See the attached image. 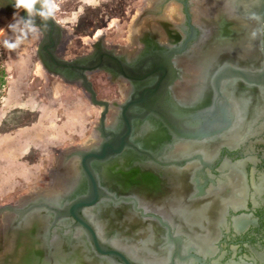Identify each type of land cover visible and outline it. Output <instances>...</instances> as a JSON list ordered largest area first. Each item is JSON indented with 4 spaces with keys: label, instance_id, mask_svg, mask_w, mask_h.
<instances>
[{
    "label": "flooded vegetation",
    "instance_id": "flooded-vegetation-1",
    "mask_svg": "<svg viewBox=\"0 0 264 264\" xmlns=\"http://www.w3.org/2000/svg\"><path fill=\"white\" fill-rule=\"evenodd\" d=\"M196 1L160 0L155 4L156 1L151 0L150 6L136 19L133 33L128 31L127 26L122 31L123 36L118 39L119 42L111 37L98 38L89 48L64 47V28L59 22L53 16L42 19L33 15V23L41 26V29L36 28L39 36L37 56L45 65L42 66L43 69L65 85H75L84 91L81 82L74 81L80 71L55 68L47 58L48 53H54L62 63L94 68L84 74L96 100L108 104L105 129L103 132L99 131V140L77 149L72 153L75 154L73 157L66 155L62 163L68 158L77 159L79 169L82 170L84 156L100 153L105 146L116 147L122 141L124 146L118 154L109 156L104 162H94L90 169H93L97 188L104 190L108 196L103 204L109 201L113 207L128 205L140 220L124 222L119 211L113 216L94 219H90L86 213H80L79 220L73 216L57 219L56 214L1 215L0 254L5 253L10 244L7 237L18 238L13 239L17 248L23 247L21 243L24 240L36 252L29 256V260L38 258L39 262H35L37 264H51L48 261L42 262L43 253L36 248L39 240L46 253L49 250L48 242L58 244L53 238L55 232L65 236L81 232L85 239L92 232L98 248L91 237V241L86 239V242L97 258L111 264H126L123 260L128 264H152L137 260L131 252L112 244L110 239L134 238L135 234L141 233L146 226L152 224V231L161 234L165 247L169 249L159 264H264V121L258 119L252 125H243L244 132L239 138L230 141L219 139L234 130L237 121L236 117L234 119L227 113L229 102L227 100L226 103V90H223L225 83L239 82L246 89L252 88L249 82L254 78L253 70L228 61L218 62L208 79L211 96L206 107L202 104L201 95L195 103H182L177 96L178 93L188 90L197 91L203 82L199 76L202 63L195 59L196 51L202 47L205 39L204 31L202 32L204 29L195 23ZM172 2L179 6L181 17L176 21H170L166 15ZM13 7L15 0H0V18L10 14L12 17L9 22H13L14 14H17V10L10 12ZM36 7L40 9L41 6L37 4ZM19 17L27 20L28 14L20 10L18 20ZM21 25L24 23L21 22ZM50 36L56 44L55 48H51ZM84 93L92 105L90 96L86 91ZM144 127L147 130L152 127L160 129L158 131L168 138L150 135L145 141L138 143L134 140V134ZM183 145L185 151L182 156H174ZM207 145L210 149L205 152ZM212 146L214 153L211 152ZM124 155L131 156L135 162L133 164L141 167L129 165L132 164L130 160L119 165V160ZM62 166L61 164L59 168ZM99 167L113 168L102 174L103 182L95 171ZM127 175L129 182H126ZM149 175L155 177L164 187L168 186L166 191L170 187L167 195L156 200L144 195L137 184ZM80 178L84 187L91 189L84 173ZM110 188L113 189L112 192ZM134 192L141 196L144 206L138 196L137 202L129 203ZM70 199L61 204V207L69 206L73 201ZM159 207L168 208L172 213L177 210L181 213H178L179 220L170 222L164 217L162 209L155 211ZM199 213L203 215L205 226L208 218L215 220V224L212 221L213 229L209 230L211 239L206 242L201 234L206 233L203 227L201 231L194 227L198 223L195 215ZM32 215L47 222L45 228L40 229V232L46 233V243L43 235L39 238L37 236L36 229L41 224L40 220H31L28 224L27 220ZM180 215L192 219L194 223L186 227ZM3 217L5 220L1 223ZM44 217H48V221ZM96 221L103 222L100 229L101 232L109 234L106 239L100 238ZM26 230L29 231L28 235L20 237V234L27 233ZM7 232L9 236H5ZM17 233L20 234L16 237ZM193 235L200 241L199 248L192 240ZM135 244L138 250L143 249L141 242L137 241ZM98 250L107 251L109 254L101 255ZM63 253L69 255L72 252ZM47 256L49 258V254ZM27 261L24 260L21 264H33Z\"/></svg>",
    "mask_w": 264,
    "mask_h": 264
},
{
    "label": "rangeland",
    "instance_id": "rangeland-1",
    "mask_svg": "<svg viewBox=\"0 0 264 264\" xmlns=\"http://www.w3.org/2000/svg\"><path fill=\"white\" fill-rule=\"evenodd\" d=\"M154 1L156 4L160 0ZM55 3L57 9L52 16L64 28V47L72 49L89 48L98 38L118 41L127 26L133 33L136 19L151 0H55ZM173 5L176 4L172 2L169 8ZM11 17L9 14L0 18V29H4L0 32V208L19 205L34 195L47 198L51 189L62 191L63 169L76 165L73 160L67 165L69 159L62 163L64 156L99 140L96 130L102 112L88 102L81 88L65 85L43 69L37 56L36 30L15 49L5 47V40L15 43L20 36L19 31L8 30V25L14 22H9ZM218 38L231 39L227 35ZM137 185L147 198L154 200L170 191V187L166 191L168 186L164 187L152 175ZM195 216L200 222L194 227L200 231L203 227L206 234H211L213 220L208 218L205 226L202 213ZM180 219L189 220L182 215ZM28 261L37 264L39 259ZM67 261L66 264H86L78 257Z\"/></svg>",
    "mask_w": 264,
    "mask_h": 264
},
{
    "label": "bare ground",
    "instance_id": "bare-ground-1",
    "mask_svg": "<svg viewBox=\"0 0 264 264\" xmlns=\"http://www.w3.org/2000/svg\"><path fill=\"white\" fill-rule=\"evenodd\" d=\"M196 2H197V6L194 9L195 23L199 25L202 29H204L202 30V32L204 31L203 37L205 36L204 43L202 47H200L196 51V56H195V59H197L198 61L202 63L200 67L201 72L199 76H201V79L203 80V82L200 83V87L198 88L197 91L190 92L188 90L186 92L178 93L177 96L182 103H192V102L195 103V100L197 99V97H200L199 95H201L202 102H203L202 104L204 107H206L209 105V100L211 96V93H210L211 88L209 89L208 79L211 75V72L213 73L212 69L215 67V65L218 62L228 61L235 65H244L246 68H249L251 70H255L256 68L260 66L261 59H262L260 48H259L260 29H259L258 23L254 21L252 18H250L249 16V11L251 10L250 4L245 3L242 0H218V1L217 0H197ZM167 11L168 12L166 15L170 18V21H176L180 19L181 16L179 14V6L177 4L173 5L171 9L168 8ZM242 17H245V19L247 20H245ZM151 23L153 24V22ZM147 24H150V23H147ZM232 33H233V36H232ZM224 35H227V37L231 39L229 41H224L218 38V37L222 38V36ZM223 90H226L225 92L226 98H227L226 103H227V100L229 102V108L227 109V113L231 115L232 117H234V119L236 117L237 121H236L235 129L232 130L230 133L224 134L219 139L223 141L224 140L230 141L231 139L234 140L236 139V137L239 138L242 136L244 132L242 128L243 125L244 126H249L250 124L252 125L253 123L258 122L257 121L258 119H263L264 121V104L262 102L261 93L259 90L255 88L246 89L239 82H234L230 84L229 82L225 83V87L223 88ZM232 111L234 112L235 116H233ZM112 127H115V126H112ZM153 127L150 130H147L148 128L146 129V127H144V129L143 128H141L140 130L138 129V131L135 132L134 134V140L138 143H142L150 135L156 138L157 137L161 138L162 136L163 138H166V139L168 138L167 135L164 136V134L158 131L160 129H155V128L153 129ZM259 127L261 128L263 126H259ZM217 142L219 141L217 140ZM225 142L228 143V141H225ZM214 145L216 144L214 143ZM207 146L208 148H204L205 152L209 151L210 149L209 145ZM217 146H218V143H217ZM213 150H214V147L213 149H211V152H213ZM184 151H185V146L183 145L177 149V152L175 154L174 153L173 154L174 156H182ZM210 155L212 156V154ZM70 160L71 162H69ZM72 160L76 164V161L74 159H69L68 160L69 163L67 165L72 163L73 162ZM126 160L132 161L134 159L131 158V156L129 155H124L120 158L119 165H122V163L125 162ZM133 162L134 161H132L131 162L132 164H129V165L135 166V167H141L139 166V164L134 165ZM76 165H69L66 167V169H63L65 170L62 173L63 176L64 177L65 175L67 176L66 178L63 177L61 179V185H62V188L64 189H62V191L60 192H58L56 189H51L53 191L47 192V195L49 194V197L43 198L44 199L43 201H46V203H49L54 206H59L63 204L64 202L68 201L70 198L74 197L76 194H79L80 192H82L84 185H83V182L81 181L80 174H79V171L77 170L78 168ZM106 170L108 169H103V167H99L98 169H95L96 173L99 175L98 177L100 178L99 180L101 182H103L102 174H104ZM76 174H78L79 176L76 177ZM258 179H260V177ZM110 190L112 192L113 189L110 188ZM136 196L140 197L141 204L142 206H144L145 204L143 203L141 196L136 194L135 192L134 194H131L130 196L131 200H129V203L137 202ZM104 202L105 201L101 202L98 206L94 207L93 209L87 210L85 212L90 219H94L97 217L105 218L106 216L109 217L110 215L113 216V214H116L115 212L119 211L121 212V218L124 222L135 220V219L140 220L139 217H137L138 215L137 216L135 215V213L132 211L130 206L117 205L113 207L109 201H108L109 203L107 202L103 204ZM165 202H168V201H165ZM161 209H162L161 207L155 208V211L158 212ZM162 210H163L162 212L164 214V217L170 220V222H173L175 221V219L179 218L178 213L180 212H177V210H174L175 211L174 213L170 212L168 208L166 209L164 208ZM30 214L41 215L39 213H30ZM44 218H46V220L48 219V217H44ZM35 219L40 220L39 216L32 215L27 220L28 224L31 223L30 222L31 220L33 221ZM196 219L198 220V223H199L200 218L197 217ZM39 223L41 224L38 225L36 229L38 230L37 236L39 238L41 237V235H43L44 243H46L45 242L46 233L40 232V229L41 228L44 229L45 223L47 222H42V220H40ZM95 223L97 225L96 227L100 234V238L102 237L103 239H106L107 236H109V234L107 232H103V231L101 232V229H100L102 228L101 223L103 224V222L96 221ZM185 223L186 225L188 224L190 226V224L194 223V221H192V219H189V220L186 219ZM150 226H146L144 231H141V233L139 232L135 234L134 238L131 237V238H128V240H125V239L117 240V238L112 239V237L110 239L113 242L112 244H115L119 246L120 248L131 252L132 256H134L137 260H140L146 263L159 264L164 260L165 254L167 250L169 249L165 247V244H164L165 242L163 241V237H160L157 233L152 231V227ZM26 231L27 233L25 232L23 235H21L20 233H17L16 237L19 234H20L19 235L20 237L28 235L29 231L28 230ZM0 232L2 231L0 230ZM6 235L9 236L10 234L7 232L5 236ZM202 235L204 238V242H206L207 240L209 241L211 239V234L209 233L207 234L204 233ZM192 237H193L192 240L194 244L199 248V246L201 245H200V241L197 239V236L193 235ZM53 238L58 244H55V243L52 244L51 242L47 243V246H49V250L46 253L49 254V258L48 256L46 257L47 254L45 253V250L43 246L41 245V241L39 240V242L37 243V246H36L37 250L39 249V252L43 253V257H42L43 263L48 261L51 264H66L67 262H69L67 260L72 259L74 257H78L81 259V261L83 260L82 262H85L86 264L87 263L88 264H111L109 263V261L99 259L91 253V250L84 237V234H82L81 232H76L75 234H71V236L70 234L65 236V234H59L55 232ZM6 239L9 241L10 244L6 247V252L3 254H0V264H8L7 262H9L10 264H18L19 262V264H21V262H23L24 260L25 261L26 259L29 260V256L31 257V254L36 253L34 252L33 249H31L30 247L31 244H29L28 242H25L24 240L21 243L23 247L17 248L13 240L16 238L12 239V238L7 237ZM137 241L142 243L141 245L143 249L138 250L136 248L135 242L137 243ZM109 243H111V241ZM65 251H70L72 253H70L69 255H64L63 252ZM69 264H74V263L70 262Z\"/></svg>",
    "mask_w": 264,
    "mask_h": 264
},
{
    "label": "water",
    "instance_id": "water-1",
    "mask_svg": "<svg viewBox=\"0 0 264 264\" xmlns=\"http://www.w3.org/2000/svg\"><path fill=\"white\" fill-rule=\"evenodd\" d=\"M242 1L250 4L251 10H253V12H249V16L250 18H252L254 21L258 23L259 29H260L259 48H260L262 59H261L260 66L256 68L255 70H253L254 78L251 82H249V85L252 88H255L260 91L262 102L264 104V0H242ZM15 11H16L15 7L10 9V12H15ZM34 25L36 26V28L41 29L40 25L38 24H34ZM49 38H50L51 48H55L56 44L54 40L51 38V36ZM38 53H39V49H38ZM47 58L49 62H51L57 69L67 68L71 70L80 71L79 75L76 77V80L74 81H80L81 86L83 87L84 91H86V93H88V95L90 96L89 99L92 105L102 109L96 131H98V133L99 131L103 132L105 129L104 120H105L108 104L105 103L104 101L96 100V96L91 88V85L88 82L84 74V72H91L94 68L75 67L72 64L62 63L57 60L56 56L52 52L48 53ZM39 61L41 63V60ZM41 65L43 66L44 64L41 63ZM46 69L51 72V69H49L48 67H46ZM54 75H56V72H54ZM126 134H128V131ZM123 146H124V143L121 141L118 143L116 147L105 146V147H102L100 153H90L84 156L83 161L81 163L84 168L82 170L79 169V161L76 159V162H77L76 164L78 168L77 170L79 171V174L81 177H83V173L85 174V176L87 177L88 183L91 184V189H87V187H83V190L82 192H80V194L70 199L73 201H71L69 206H66L64 208H62L61 205L54 206L49 203H46V201H43L44 200L42 198L43 196L39 197V196L34 195L33 197H29L26 200V202H23L19 205L6 206L3 208H0V216L6 215V214L27 215L30 213H39V214H56L57 219L58 218L64 219L66 218V216H73L75 217L76 220H79L78 214L85 213L87 210L98 206L101 202L105 201V199L108 198V196L105 195L104 190L97 188V185H96L97 180L96 178H94V172H93V169H90V165L93 164L94 162H99V163L104 162L105 160L108 159L109 156L118 154L123 149ZM109 151H112V152L109 153ZM74 155L75 154H71L66 157H73ZM47 196H49V194ZM113 201L114 203L116 202L115 200ZM86 229L89 230L87 227ZM90 237L89 238L92 239L96 248H98V244L92 232H90ZM89 238H86V239L91 241ZM98 251H99V254L101 255L109 254L107 251H101V250H98ZM111 254L113 253L111 252ZM123 261L126 264H128L126 260H123Z\"/></svg>",
    "mask_w": 264,
    "mask_h": 264
},
{
    "label": "clouds",
    "instance_id": "clouds-1",
    "mask_svg": "<svg viewBox=\"0 0 264 264\" xmlns=\"http://www.w3.org/2000/svg\"><path fill=\"white\" fill-rule=\"evenodd\" d=\"M37 4L41 6L40 9H37ZM15 8L17 10V14H14V22L8 25V30L19 31L20 36L17 37L15 43L10 42L9 40L4 41L5 47L9 50L18 47L19 44H21L23 40L27 38L30 32H34L36 30V26L34 25L32 19L34 14L41 17L42 19L51 17L57 9V5L55 0H15ZM20 10L27 12V20L22 17H19V20L17 19L18 12ZM21 22L24 23L23 28L20 27ZM3 31L4 29H0V32Z\"/></svg>",
    "mask_w": 264,
    "mask_h": 264
}]
</instances>
